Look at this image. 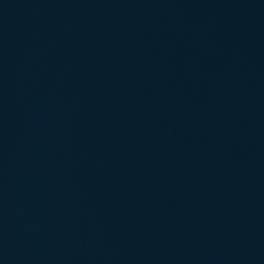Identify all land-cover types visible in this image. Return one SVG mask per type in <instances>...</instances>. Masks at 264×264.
<instances>
[{
  "label": "water",
  "instance_id": "1",
  "mask_svg": "<svg viewBox=\"0 0 264 264\" xmlns=\"http://www.w3.org/2000/svg\"><path fill=\"white\" fill-rule=\"evenodd\" d=\"M0 264H264V0H0Z\"/></svg>",
  "mask_w": 264,
  "mask_h": 264
}]
</instances>
